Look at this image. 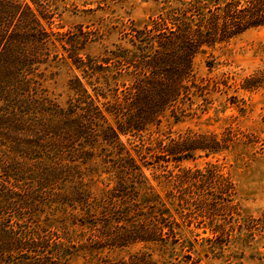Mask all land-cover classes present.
I'll return each instance as SVG.
<instances>
[{
    "label": "trees",
    "instance_id": "16d2710c",
    "mask_svg": "<svg viewBox=\"0 0 264 264\" xmlns=\"http://www.w3.org/2000/svg\"><path fill=\"white\" fill-rule=\"evenodd\" d=\"M56 1L0 0V264H70L79 250L97 264H157L147 251L118 260L102 255L138 242L174 246L183 235L181 223L193 220L191 211L238 213L233 184L216 165L162 169L154 178L170 186L165 200L143 166L223 147L215 136L189 132L157 141L160 154L149 155L153 162L146 156L150 144L141 140L144 154L139 147L132 155L121 137L147 131L167 111L191 104L195 91L206 89L196 82L195 57L264 26V0H178L150 24L124 29L121 43L99 57L84 52L86 32L54 30ZM59 47L86 80H69L64 105L43 87L44 71L61 59ZM263 79L260 74L248 85ZM243 137L257 142L251 134ZM94 161L110 176L100 197L85 181ZM57 209L69 215L78 241H63L42 225Z\"/></svg>",
    "mask_w": 264,
    "mask_h": 264
},
{
    "label": "rangeland",
    "instance_id": "374dc122",
    "mask_svg": "<svg viewBox=\"0 0 264 264\" xmlns=\"http://www.w3.org/2000/svg\"><path fill=\"white\" fill-rule=\"evenodd\" d=\"M178 5V0H59L51 5V11L54 30L63 34L78 33L81 29L89 38L84 52L99 57L121 43L124 29L142 28ZM59 52L61 59L44 71L43 87L50 98L64 105L70 95L69 80L74 76L84 83L86 80L60 47ZM193 70L198 85H206V89L196 90L191 104L178 105L174 113L167 111L147 131L134 136L127 134L121 139L132 155H135L132 149L141 147V140L145 146L150 144L153 149L146 154L147 161L154 162L155 158L149 159V155L160 154L155 148L157 141L166 144L169 138L177 139L189 132L215 136L223 147L219 152L197 150L179 162L169 159L145 165L143 172L165 200L170 186L165 185L162 177L154 178L162 169L176 173L178 169L203 170L216 165L233 184L232 205L238 214L191 211L193 220L181 223L183 235L174 246L162 248L138 242L104 251L102 256L108 259H128L131 254L147 251L157 264H264V83L248 85L260 74L264 75V26L205 48L195 57ZM86 87L91 93V88ZM245 134H251L257 142L245 143ZM140 152L144 154L145 148L141 147ZM89 165L93 170L86 171L85 181L100 197L110 176L103 172L106 167L101 161ZM91 178L98 182L92 183L88 180ZM55 206L50 208L56 209ZM76 213L81 215L79 211ZM70 222L69 215L57 209L42 225L56 229L63 241H78L80 238L72 233ZM82 251L76 252L78 257H70V264H97L96 259L83 258Z\"/></svg>",
    "mask_w": 264,
    "mask_h": 264
}]
</instances>
